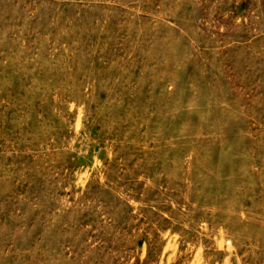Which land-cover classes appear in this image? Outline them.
<instances>
[{
    "label": "rangeland",
    "instance_id": "1",
    "mask_svg": "<svg viewBox=\"0 0 264 264\" xmlns=\"http://www.w3.org/2000/svg\"><path fill=\"white\" fill-rule=\"evenodd\" d=\"M0 264H264V0H0Z\"/></svg>",
    "mask_w": 264,
    "mask_h": 264
}]
</instances>
